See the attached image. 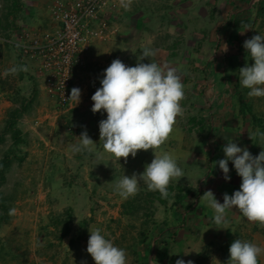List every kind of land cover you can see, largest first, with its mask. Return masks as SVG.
Wrapping results in <instances>:
<instances>
[{
    "label": "rangeland",
    "instance_id": "rangeland-1",
    "mask_svg": "<svg viewBox=\"0 0 264 264\" xmlns=\"http://www.w3.org/2000/svg\"><path fill=\"white\" fill-rule=\"evenodd\" d=\"M116 1L109 7L108 36L95 41L106 42L109 33L113 44L120 36L127 41L140 38L135 22L126 20L136 17L144 31L153 30L158 35L159 29L168 35L163 39L172 53L184 54L185 60L189 57V68L183 59L176 60L181 80L185 78L193 87L201 85L196 96L179 102L183 115L176 117L175 129L184 136L169 139L168 148L184 177L170 181L167 197L143 184L134 196L119 197L111 181L144 169H133L136 165L131 154L126 162L123 157L116 161L100 141L98 123L107 114L91 111V96L96 80L100 82L109 65L99 61V73L87 64L79 68L74 87L81 89L80 102L60 110L38 80L37 63L31 59L24 62L7 44L0 53V215L5 216L0 221V264H95L86 251L90 231L95 228H101L115 245L126 250L128 264H175L181 258L193 264H230L226 248L237 238L264 248V225L248 221L238 209L228 212V223L211 228L210 234L216 238L209 241L200 228L213 219L196 212L199 206L186 212L194 197L202 200L208 188L214 159L210 149L212 144L217 147L218 129L229 123L222 121L225 115L218 113L215 102L204 100L209 96L207 88L223 84L215 92L227 97L233 119L237 99L239 121L231 123V132L238 146L248 144L253 156L264 150V140L256 135L264 132V97H249V89L239 82V69L254 62L243 42L264 34V0H130L127 9L122 0ZM224 3L229 4L226 10ZM242 19L250 21L248 26H239ZM20 21L32 29L50 27L48 0H0V32L11 36ZM150 23L158 26L152 28ZM121 27L127 30L122 33ZM149 45L138 48L144 50ZM86 69L96 78L86 74ZM85 130L96 142L95 150L73 152L72 145L79 143L77 136ZM5 156L9 163L2 168ZM182 160L187 165L180 164ZM188 177L198 180L193 193V186L186 185ZM180 194L185 197L179 203ZM258 264H264V252Z\"/></svg>",
    "mask_w": 264,
    "mask_h": 264
},
{
    "label": "clouds",
    "instance_id": "clouds-1",
    "mask_svg": "<svg viewBox=\"0 0 264 264\" xmlns=\"http://www.w3.org/2000/svg\"><path fill=\"white\" fill-rule=\"evenodd\" d=\"M122 7H130V0H122ZM243 48L254 62L239 69V82L249 89V97H264V34L258 33L246 39ZM155 54V50L150 48L142 52L143 57ZM100 85L91 96L94 102L91 111L96 113L102 110L107 114L98 123L103 149L118 162L121 157L126 162L130 154L134 158L137 150L141 149H152L154 153V158L145 165L143 172L112 180L113 191L127 199L134 196L143 184L148 190L159 191L167 197L170 181L184 177V173L172 154L167 151L157 154L154 149L166 141L176 117L183 115L179 102L184 97V85L177 69L155 60L128 66L120 59H114L103 70ZM80 97L81 89L73 87L69 99L77 105ZM256 135L264 140V132L258 131ZM77 137L80 140L72 145L73 152L95 150L96 142L86 130ZM223 152L224 158L216 161L223 178L226 181L231 179V161L241 183L231 195L223 194V203L216 199L211 190L203 194L202 197L214 210V224L228 223L227 211L238 209L248 221L264 225V150L253 156L247 147L238 146L231 140L223 146ZM86 251L95 264H128L126 250L115 245L101 228L90 231ZM228 251L230 264H258V257L264 248L237 238L230 244ZM81 264L86 262L82 261ZM175 264H193V261L181 258Z\"/></svg>",
    "mask_w": 264,
    "mask_h": 264
},
{
    "label": "built area",
    "instance_id": "built-area-1",
    "mask_svg": "<svg viewBox=\"0 0 264 264\" xmlns=\"http://www.w3.org/2000/svg\"><path fill=\"white\" fill-rule=\"evenodd\" d=\"M116 3V0H48L50 27L32 29L20 21L18 29L11 31V36L0 32V53L10 44L24 62L28 59L35 61L38 80L55 99L57 107L66 109L74 102L69 99L70 91L74 87L76 72L86 65L92 44L96 39L108 36L109 7ZM214 111L211 110L212 123ZM216 151L217 147L212 144V157ZM203 181L201 179L200 190ZM194 198L186 212L199 205L200 197Z\"/></svg>",
    "mask_w": 264,
    "mask_h": 264
},
{
    "label": "crops",
    "instance_id": "crops-1",
    "mask_svg": "<svg viewBox=\"0 0 264 264\" xmlns=\"http://www.w3.org/2000/svg\"><path fill=\"white\" fill-rule=\"evenodd\" d=\"M231 2H232V0H231ZM227 6L229 7V4L224 3V6H222V7H223V9L226 10ZM222 7H221V9H222ZM129 17H131V16H129ZM184 17H185V15H184ZM194 18H196V16H194ZM126 20L128 22H131L132 24H133V22H135L134 23L135 24L134 25L135 30H138L140 32V38L141 37L142 38L140 39V38L134 36L136 38L134 41H132V39L129 40V38H128L129 41H127V40H124L127 38H123L122 36H120L119 39L116 42H114L115 44H113L112 43L113 40H111L112 33H109L110 38L106 42L95 41L91 47L90 52L87 54V57H86V64L88 65V69L94 68L99 73L100 70H98V65H96L99 61L103 62V63H107L108 65H110V63L114 59H120L122 62H124L128 66H135L138 62L150 63L151 60H155L158 63L165 64L169 67L177 69V73L180 71H178L179 70L178 67L175 66L176 60H182L183 59L182 62L183 63L185 62L189 68V64H188L189 63V57H186V60H185L184 54H181V55L177 54L178 56H176L174 53L171 52V50H169L170 47H169L167 41L165 39H163V38H167L168 35L167 36L164 35V33H162V31L160 32L159 29H158V35H157L156 31H153V30L144 31L142 28L143 23L142 22L137 23L136 17H134V18L131 17V18H128ZM133 20H135V21H133ZM183 21L184 20H182V22ZM150 26L153 28V27H156L158 25H155L154 23H150ZM115 30L117 31V29H115ZM122 30H127V28L124 27L122 29V27H121V32L123 33ZM135 30L131 28V32H134ZM121 32H120V34H121ZM135 33H137V31ZM143 37H144V39H143ZM142 40H144V41H142ZM131 42L134 43L135 48L133 47V45L131 46V44H132ZM112 44L114 45V48H111ZM119 44L120 45L123 44L122 47L124 49H122V47L119 49V47H118V46H120ZM141 44H143V45L151 44V45H149V48L155 50V53H156L155 56L143 57L142 56L143 48H138L141 46ZM94 46H95V49H93ZM104 48H106V51H105V53H102V49H104ZM212 57H215V56H213V54H212ZM132 59L134 60L133 63H131ZM100 62H99V65H100ZM92 65H95V66H92ZM88 69H86V74L92 75L90 72H87ZM218 69H221V68H218ZM189 71L190 70H188V72ZM226 71H227V67L225 68L224 72H226ZM218 73L222 74L221 71H218ZM102 75H103V72H102ZM102 75H101V78H102ZM92 76H94V75H92ZM94 78H96V77L94 76ZM182 83L184 85V97L183 98H187L186 101H188L190 96H196V93L198 92V88H201L200 84L193 87L194 85H192L191 82L185 81V78L183 79ZM94 85H95V89L92 88L93 89L92 91H94V90L96 91V89L101 86L100 82H98L97 80H96ZM218 86L222 88L223 84L220 83V85H215V87L207 88V93L209 96L206 97L204 100L207 101V99H208V100H211L212 102H215L214 105L218 106V113H220L221 115H225V117H223L222 121L227 120V121H229V123L228 122L226 124L224 123L225 127H222V128L220 127V129H218L219 131L216 134V141L218 142V144H217L218 150L216 152V155L213 157L214 159L212 160V168L209 169L210 173L208 175L205 188L208 187L206 189V191L211 190L214 193L216 199L220 203H223V194L228 193L229 195H231L234 190L239 189V186L241 183V178L236 174V171H235L234 166L232 165L231 161H229V169H230L229 175H230L231 179L227 180V181L223 178V173L219 169L218 164L216 163V161L224 158L223 146L225 144H227L228 141H231V140L232 141L234 140V142H235V140L237 141V137L232 136V132H231L232 131L231 130L232 125H231V123L239 121V115H238L239 104L237 103L238 101L236 99V95L235 96L232 95L231 97L236 99V101H235L236 105L234 106V111L237 112V116L233 119L232 118L233 112L229 111L228 110L229 105H226L225 98H227V97L222 96V93H216L215 92L218 90L217 89ZM220 92H222V91L220 90ZM235 125H236V123H235ZM179 136H184L183 131L179 130L178 128L175 129V123H174V125L172 127V131L169 134L166 141L162 145H160L159 147L155 148L154 151L157 154H160L164 151H167L173 155L174 154V152H172L173 150L168 148L169 147V141H170L169 139L179 137ZM238 140H239V142L241 141V143H242L241 139H238ZM241 147H247L249 150L248 144H245V143L241 144ZM197 148H198V146H197ZM249 151L251 152L252 155H254L253 154L254 150L253 151L249 150ZM136 155H138L139 159H141V160L139 161L136 157H134V160L132 158V160H133L132 162L136 165V166H133V169H135V170H138L139 168L141 170H143L145 165L147 163H150L151 160L154 158V153H153L152 149L137 150ZM179 162H180V164L187 165L186 160L185 161L182 160ZM200 176H201V173H198L197 174L198 180H199ZM198 180L193 178V177H188V182L186 183V185H188V188H191L193 186L191 188L192 189L191 193H193L195 191ZM188 188H186V189H188ZM182 189H184V188L181 187V190ZM201 199L203 201L200 200V205H199L196 212L200 211L202 215H207L212 221V219L214 217V210L209 206L208 201L205 198L201 197ZM230 210H232V209H230ZM230 210L227 211V215H229L228 212ZM238 215H239V213L237 214V216ZM214 225L215 224H214V219H213V223L206 224L205 228L204 227L200 228L201 231L205 230V231H203V233L208 236L207 237L208 241L213 239V238H216L215 235L210 234L211 233L210 230H213L211 228ZM218 234H220V233H218Z\"/></svg>",
    "mask_w": 264,
    "mask_h": 264
},
{
    "label": "trees",
    "instance_id": "trees-1",
    "mask_svg": "<svg viewBox=\"0 0 264 264\" xmlns=\"http://www.w3.org/2000/svg\"><path fill=\"white\" fill-rule=\"evenodd\" d=\"M249 22L250 21H248V20H241L240 21V24H239V26L240 27H246V26H248V24H249ZM19 131V130H18ZM16 142H21V137L18 135L17 136V138H16ZM8 163H9V157L7 156H5V159H4V161L2 162V168H4V167H6L7 165H8ZM185 194H180L179 196H178V202L180 203V202H182V200H183V198L185 197L184 196ZM1 202V201H0ZM2 219H5V216H3V215H0V221L2 220ZM228 249L229 248H226V256L229 258V251H228Z\"/></svg>",
    "mask_w": 264,
    "mask_h": 264
}]
</instances>
